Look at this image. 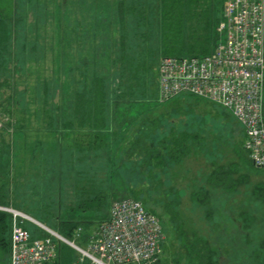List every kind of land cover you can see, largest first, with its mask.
<instances>
[{"label":"trees","instance_id":"1","mask_svg":"<svg viewBox=\"0 0 264 264\" xmlns=\"http://www.w3.org/2000/svg\"><path fill=\"white\" fill-rule=\"evenodd\" d=\"M112 2L115 4V0H111L110 3L109 0H103L102 3H100L102 12H96L95 17L97 21H99L98 19L101 20L102 17L107 18L109 23L113 18V21L116 20L112 12L114 8ZM224 3L225 0H157V7H155L157 17L155 20L157 21V30L159 31V36L162 41L161 43L159 42L158 47V51L162 52V56H159L160 60L164 56H174L172 53L168 52L169 49L180 45H186L185 38L189 32L186 28V23L188 21L192 22L190 25H193V27L194 24H196L198 31L200 32L199 34L196 32L198 34L196 36V34L193 33L194 29L190 31V33L193 31V43L197 44L194 47L202 48L201 53H193L190 56H203L212 53L220 40L217 27L223 19ZM12 4V0H0V7H3L6 12L4 13L1 11L2 9H0V69L5 67V57H8L10 54L12 44L11 39H14V37L18 35V21H16L13 15H6L10 13ZM116 7L118 8V21L121 22L122 25L127 22L126 20L129 17H132V21L135 24L133 31L128 29L124 32L127 35L121 34L120 46H124L125 48L128 33H132V37H134L133 49L135 48V45L138 47L137 49H140L142 44L146 43L147 45V35L151 33V30L148 27L150 18L147 12L152 11L151 8H153V6H148L149 8H146V6L143 5V1L139 0L130 1L129 3L121 0L118 1ZM157 30L155 29L156 32ZM145 50L148 55L147 58L150 61L149 63L147 62V58L145 60L143 55L140 57L136 52L131 59L126 57V59L128 58L127 61L130 60V62L133 63L132 65L128 64L130 65L128 78L131 79V77L135 78V76H140V81L138 82L141 84V87L138 88V94L142 93L143 98L146 96V92H148V95L151 94V87L155 84L156 80L155 76L154 80L152 79L153 74L150 67L152 61L155 59V57L152 58L155 50L151 48L148 51L146 47L144 52ZM125 51V53H127L126 49ZM105 56L108 58L109 62H111L112 66L116 63V61L111 60L108 55ZM105 56L100 53L98 59L96 55L93 57L96 58L97 62H99L98 60H100V58L104 62L106 60ZM86 64L87 63L84 62L85 67ZM88 65H90V63ZM87 68L85 70L81 69L82 71L80 70V74H82V84L79 88L81 91L76 92L74 98L75 101H73L75 103L73 104L70 113L67 114V112H65L67 111L66 108L62 109V106H58L60 108H57L56 105L54 114L50 113L47 116L48 130H34L36 132L44 131L48 134L57 136V146H59L58 154L55 156L52 155L51 152L46 151L43 147H39L38 149L44 157L47 155V158H45L51 165L57 167L54 169L55 174H53L52 178V182H56L57 179V185L51 186V195L49 192L46 195V204L39 206V208L36 206L34 207L40 211V215L36 216V219L51 229H54L50 226V224H52L60 230V233L65 238L72 240L71 237H75L78 228L81 227L88 231L89 229L86 227L87 225L97 222L96 226H98L100 223L107 220L111 203L114 200H117L115 197L109 198V200H112L107 204L109 205V210L106 215H103L101 218H76V214L74 213L75 210L80 209L79 211H89L92 210L93 203L96 200H106L105 196L102 195L104 190L98 188V192L95 191L97 185L105 184L109 185V187L115 188H117V185H125L128 187L129 191L133 193L128 197H133L142 201L138 196V193L134 194L136 189L131 184L128 176L123 174V172L127 174L132 173V175L133 173L135 175L138 174L136 177L142 178V181H144L143 183L145 184L143 188L149 195L151 192H158L159 187L164 186L165 183L162 180L163 175L173 178L178 176V171H175V169L171 167L172 165L170 166L172 169L167 170L171 163L170 160L175 161V164L177 165V162L181 158L190 155V153H194L197 157H206V159L209 160L207 162L208 165H205L204 167L207 171L204 170L200 178H198L196 174H192L193 178L191 181L193 184L190 186H193V191L191 199L197 204L196 206L203 205L206 214V221L209 223L208 225L210 226V229H218L220 223L224 224L223 227H221L223 230H220V233L222 234V231L226 230L224 235L226 240H224L222 235L218 232L219 235L217 236V239H215V245L213 246L212 244L210 245L208 239H205L204 237L200 239L197 236L190 234L189 229L192 228L186 226L187 222L181 220L180 212L174 209V204L177 203V199H175L166 211L171 214V219L176 222L177 229L181 233L180 238L182 240V245L187 253L186 263L228 264V262L226 263V257H223V254L226 253L225 255H228V257L231 256L228 254V250L230 252L229 244L233 246L234 257H232L237 258L234 260V264H242V261H245L246 264L263 263L264 242L261 241L260 244H258L260 237L256 238L255 235L252 236L250 233L251 224L255 221V218L246 211H242L240 214L238 213L239 215H235L237 214L235 212H233L235 213L233 214L227 211L226 215L228 219V215H232L231 219H229L231 220V223L229 220L226 222L222 219L224 215L222 216L220 212L215 211L211 206L213 204V199L218 196V187L221 186L223 193L226 194L230 192V190L233 191L242 180L245 179L246 181V179H248V176L239 177L238 179L233 177L238 171L239 165L247 166L250 170L264 172V168L258 167L253 163L249 152L244 147V127L242 126L243 139L234 144L231 143L230 140L224 138L222 134L202 136L200 133L187 128L177 131L179 126L164 124V122L167 121V118L165 117L166 114L161 112L156 117L152 118L149 116L148 113H152V111H148V108H151L148 103L152 100H141L135 97L136 100H122L121 96H111L110 92L107 90L105 78L101 75H94L89 81ZM106 70L109 69L106 67ZM72 71L73 70L70 71V74ZM67 83L68 85H71L69 82ZM44 92L47 93L48 88L44 89ZM132 93L136 94L135 91ZM47 95H49V92ZM189 96L193 99H197L198 102L206 100L193 95ZM134 103L141 105V113L139 115L131 118V116L122 114L121 106ZM144 104L147 105L143 107ZM158 105H155L157 106L156 110H159L160 112L161 105ZM224 110L226 109L224 108ZM227 112L229 111L227 110ZM124 121L127 125L125 124V126L122 127L121 123ZM192 122H194V119ZM194 125H196L195 122L192 127H194ZM119 130L122 131L118 140V142H120L119 145L122 144V150L119 149L120 153H111V150L116 151L115 149H110L105 153L103 151H100L99 153L92 152V146H94L97 141L101 143L107 140L112 141L115 139ZM132 131H134L133 134ZM16 133L19 137H17V142L20 143V140L24 139L26 136V127L25 123L23 124V121L22 125H19V129H17ZM71 134L77 136L76 140L79 147L80 144L83 146V149L86 145L88 146V154H84L89 162L88 169L83 167V169L80 168V160H82V158H80L79 155L75 157L71 154H65L67 150L63 152L64 149H60V146L63 147L61 140ZM35 150H32L33 155ZM11 152L12 147L10 145V147H7V150H3L0 153V160L4 166L3 171L0 169V205L13 207L17 210L28 213V210L25 207L23 209L20 208L19 204L16 202L18 191L17 185L15 184L10 191L7 190V186H10L14 181L13 171H16V164L18 161V153L15 154L16 157H14V153L12 154ZM229 155L232 156V159H230L232 162H229L231 165L226 169L218 163ZM97 160L100 161L95 165L94 163ZM75 161L78 162L75 163ZM210 162H212V166L210 165ZM98 166L102 169L107 168L108 172L105 173V175L102 174L99 176L95 169ZM61 169L68 172L66 174L64 173L66 178H58L62 176ZM84 169L86 171H84ZM121 174L125 175V177H122ZM85 177H87L86 181H84ZM67 180L74 185V197L72 194H69L71 191H68L69 195L66 196L68 188L65 185V182ZM58 182L61 184L58 185ZM53 188L55 189L54 193H52ZM13 191L15 192L13 193ZM59 194L61 195L60 200ZM148 195L145 199L143 198L146 200L145 202H150V200H148L150 195ZM255 195H258V193ZM112 196H114V194ZM179 196V192H177V197ZM261 197L264 198V195H261ZM142 202L150 212L159 216L155 211V208H150L144 203V201ZM67 209L73 211L72 214L65 216L64 213L62 214V211H67ZM161 223L164 229L165 226L162 220ZM29 224H32V227L29 228ZM25 226L30 230L32 237L42 235V228L38 225L32 222H26ZM89 232L84 235H88ZM11 235L12 214L0 210V264H9L11 255ZM192 236L195 237L194 241H190ZM61 243L63 244L64 242L58 244V261L56 264H77V262L70 261L68 258L66 263L62 262ZM200 244H202V248L199 247ZM222 246L226 247L224 253L221 251L223 248ZM208 258H210V260Z\"/></svg>","mask_w":264,"mask_h":264},{"label":"rangeland","instance_id":"2","mask_svg":"<svg viewBox=\"0 0 264 264\" xmlns=\"http://www.w3.org/2000/svg\"><path fill=\"white\" fill-rule=\"evenodd\" d=\"M102 1L12 0L13 4L11 5L10 13L6 15H13L16 21H18V35L14 39H11L13 45L11 44L10 54L8 57H5V67L0 69V153L3 150H7V147L11 145V153H14V157H16L15 154H17V151H22L29 155V159L32 158V143L34 138L32 134L30 135V132H34L37 129L44 130L49 128L47 125V116L50 113L54 114L56 105L57 108H60L58 106H62V109L66 108L67 111L65 112L67 114L70 113L75 103L73 101H75L76 92L81 91L79 87L82 84V74L80 72L85 70L87 66L89 81L92 79V76L101 75L106 80V87L111 96H121L122 100H136L135 98L152 100L148 103L151 107L148 108V111H152V113H148L149 116L153 118L161 112L166 114L167 121L164 124L179 126L177 131L187 128L200 133L202 136L222 134L224 138L230 140L233 144L243 139V129L240 121L231 112L229 113L227 110H224L219 104L206 100L198 102L197 99H193L191 96L184 94L176 95L165 101L160 100L158 65L161 61L159 56H162V52L158 51V47L159 42L161 43L162 41L157 30V21L155 20L157 17V11L155 9L157 7V0H139L143 1V5L146 8L153 6L151 8L152 11L147 10L150 18L148 27L151 33L147 35V45L146 43L142 44L140 49H137L138 47L136 45L133 49L134 37H132V33H128L125 48L124 46H120L121 34H126L124 32L128 29L133 31L135 25L132 17L127 18V22L124 25L118 21V8L116 5L121 0H115V4L112 2V5H114L112 12L116 20L113 21V18L110 20V23L105 17H102L101 20L98 19L99 21L96 20V12H102V7H100ZM124 1L129 3L130 1L137 0ZM110 2L111 0H109ZM0 9L6 13L3 7H0ZM191 23V21L186 23V28L189 30L188 33L194 29V32H192L197 36L200 33L198 27L196 24L193 27V25H190ZM82 32L84 35L83 40ZM192 32L190 34L187 33L185 38L186 45L176 46L169 49L168 52L179 57L190 56L193 53H201L202 48L194 47L197 44L193 43L194 39L192 37L194 36ZM70 46L72 48L71 50ZM145 47L148 51L151 48L155 50L152 56L155 59L152 61L150 67L153 74L152 79L154 80L155 76L156 80L155 84L151 87V94L148 95V92H146V96L143 98L142 93L138 94V88L141 87V84L138 82L140 81V76H135V78L131 77V79L128 78V70L130 69V65L128 64L132 65L133 63L127 60L128 58L131 59L135 52L140 57L143 55V58L146 60L148 55L146 50L144 52ZM125 49L127 53H125ZM100 53L104 56L108 55L116 63L112 66L106 56L104 62L101 58L97 62L93 56L96 55L98 59ZM126 57L128 58L126 59ZM84 62L87 63L86 67ZM147 62H150L148 58ZM89 63L90 65H88ZM106 67L109 70H106ZM71 70L73 71L70 74ZM66 81L71 85H68ZM46 88H48L49 95H47L48 92H44ZM133 91L136 94L132 93ZM156 104L161 105L160 112L156 110ZM145 105L147 104H144L143 107ZM121 112L122 114L131 116V118L135 117L141 113V105L134 103L121 106ZM193 119L196 123L194 127H192L194 123L192 122ZM22 121L23 124L25 123L26 136L24 139L20 138L21 142L18 144L16 131L19 129V125H22ZM125 124L127 125L124 121L121 123V126L124 127ZM133 133L134 131H132ZM230 159H232V156L229 155L218 164L227 169L231 165L229 162H232ZM208 160L206 157H197L194 153H190V155L181 158L177 162V165L175 161L170 160L171 163L167 170L175 169V171H178V176L173 178L163 175L162 180L165 183L164 186L159 187L158 192H151L149 194L150 196L143 188L145 184L142 178L136 177L138 174L135 175L133 173L132 175V173L127 174L123 172V174L128 176L131 184L136 189L137 192L135 191L134 194L138 193V196L148 207L155 208V211L160 216H158L160 221L162 220L164 223L165 231L162 245L164 264H187V253L182 245L181 233L177 229L176 222L171 219V214L166 211L175 199H177V203L174 204V209L180 212L181 220L187 222L186 226L192 228L189 229L190 234L200 239L204 237L210 241V245L212 244L214 246L215 239H217L220 230H223L221 229L224 225L222 223L219 224L218 229H210L209 223L206 221L203 205L196 206L197 204L191 199L193 191V186H190L193 184L191 181L193 178L192 174L194 173L200 178L201 174L206 170L204 167L208 165ZM99 161L97 160L94 164H98ZM210 163L212 166V162ZM80 164V168H85L83 163ZM51 168L52 170L50 172L45 170L42 174L35 177L36 184L32 182L26 188L18 187L16 195L17 201H14L19 204L20 208L23 209L25 205L39 208V206L47 203L46 195L51 189L50 185L53 183L52 178L53 174H55L54 169L57 167L51 165ZM0 169L1 171L4 169L1 160ZM85 169L84 171H86ZM95 169L99 176L102 174L105 175L108 172L107 168L102 169L96 167ZM61 171L62 175L68 173L64 169H61ZM123 174H121L122 177H125ZM25 176L27 180L33 181V171L28 174L25 171ZM233 177L235 179L247 177L248 179L246 181L245 179L242 180L233 191L230 190L226 194L223 193L221 186L218 187V196L213 199L211 206L215 211L220 212L222 216L224 215L222 219L226 222L231 219L232 215H228V219L226 215L227 211L237 213H233L235 215H239L242 211L249 212L255 218V221L251 224V232H249L252 236L255 235L256 238L260 237L258 241V244H260L261 241L264 242V198L261 197V195H264V172L250 170L247 166L239 165L238 171ZM13 179L14 181L11 185L7 186L8 191L17 183L16 171H13ZM177 192H179V197H177ZM257 193L258 195H255ZM132 194L125 185H117V188L114 190V197L116 199L125 198ZM147 195L149 196L148 200L150 202H145L146 200H144ZM79 210L77 209L74 212L78 218L91 215V210ZM72 211L71 209H67V211L63 210L62 214L64 213L65 216H68V214H72ZM26 214L36 219V216L40 215V211L37 213V211L29 212L28 210ZM229 222L231 223V220ZM50 226L54 228V231L60 232L52 224ZM30 227H32V224H29ZM90 230L92 229L88 231L83 229L82 233H88ZM225 232L226 230L222 231V234L220 233L224 240H226L224 236ZM84 236L83 238L71 237V239L78 245L85 247ZM194 240L195 237L192 236L190 241ZM199 247L202 248V244ZM229 249L230 252L228 250V254L231 256L228 257L225 253L223 257H226V263L234 264V260L237 258H233V246L230 244ZM225 250L226 247L224 246L221 251L224 253ZM61 252L63 263L67 262V258L70 261L77 262L78 252L71 245L63 243L61 245ZM208 259L210 260V258ZM242 264H246L245 261H242ZM259 264H264V262H260Z\"/></svg>","mask_w":264,"mask_h":264},{"label":"built area","instance_id":"3","mask_svg":"<svg viewBox=\"0 0 264 264\" xmlns=\"http://www.w3.org/2000/svg\"><path fill=\"white\" fill-rule=\"evenodd\" d=\"M217 31L212 53L161 59L160 100L184 94L221 105L240 121L245 149L264 168V0H226ZM0 210L12 214L10 264H56L60 242L78 252L77 264H164L161 221L133 197L114 200L107 220L88 235L76 230L85 247L23 211L1 205ZM28 221L42 228L41 236L32 237Z\"/></svg>","mask_w":264,"mask_h":264},{"label":"crops","instance_id":"4","mask_svg":"<svg viewBox=\"0 0 264 264\" xmlns=\"http://www.w3.org/2000/svg\"><path fill=\"white\" fill-rule=\"evenodd\" d=\"M84 39V35L82 32V40ZM71 42V41H70ZM71 46H70V50H71ZM28 133V132H27ZM32 134L34 141L32 143V148L34 151V155L32 154V158L29 159V155L26 152H18V161L16 164V179H17V189L18 187H23L26 188L28 186L31 185V183L33 182V184H36L35 182V177L37 175L42 174L45 170H47L48 172H50L52 170L51 168V164L49 161L46 160V156H43V154H41V152L38 150L39 147H43L45 148L46 151L51 152L52 155H57L58 154V138L57 136L48 134L47 132H30V135ZM120 134H122V131L119 130L116 134V137L114 140L110 141H104V142H98L96 144H94V146H92V152L95 153H99L100 151L108 152L110 149H115L116 151L111 150L112 152H119L122 148V144L119 145L120 142H118L119 138H120ZM77 136L74 134H71L70 136H67L66 138H64L63 140H61L63 147L60 146V149H64L63 152H65L67 150V152H65V154H71L75 157H77L78 155L80 156V158H82V160H80L81 163H83L85 165V168L88 169L89 167V162L88 159L85 158L84 154L87 155L88 154V146L86 145L85 148L83 149V146L80 144H77ZM87 140V137H86ZM21 142V140H20ZM18 144H20L18 142ZM122 150V149H121ZM75 154V155H74ZM49 157V156H48ZM32 159V160H31ZM78 161H76L75 163H77ZM66 165V164H65ZM64 165V167H65ZM81 165V164H80ZM99 167V166H98ZM25 171H27V174L31 171H33V181H29L27 180L26 176H25ZM76 171V170H75ZM64 176H66L65 174H63L62 176L58 177V178H64ZM94 177V176H93ZM87 177H85L86 181ZM56 183V184H55ZM61 183L58 182V185H60ZM52 185H57V179L56 182H53L50 186ZM65 185L67 186V195L72 194L74 197V185L71 182H68V180L65 182ZM98 188H100V190H104L102 192V195L105 196V201L104 200H96L93 204L92 210H91V215L87 216V218H101L103 215H106V213L108 212V207L109 205L108 202L112 201L109 200L110 197H114L112 196L114 194V190L115 187H109V185H105V184H100L96 186V192H98ZM68 191H71V193H69ZM51 192V190L49 191V193ZM55 192V189L53 188L52 193ZM69 193V194H68ZM65 196V197H66ZM58 198V195H57ZM61 199V195L59 194V200ZM75 199V198H74ZM80 199V198H78ZM27 210H29V212H33V211H37V213H39L38 209H35L33 206L29 207L27 205L24 206ZM98 217V218H96ZM77 218V217H76ZM95 221V220H93ZM97 222L95 223H91L89 225H87L86 227L88 229H95L97 226Z\"/></svg>","mask_w":264,"mask_h":264}]
</instances>
